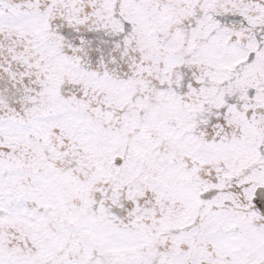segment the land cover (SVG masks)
Returning a JSON list of instances; mask_svg holds the SVG:
<instances>
[{
	"label": "snow or ice",
	"instance_id": "1",
	"mask_svg": "<svg viewBox=\"0 0 264 264\" xmlns=\"http://www.w3.org/2000/svg\"><path fill=\"white\" fill-rule=\"evenodd\" d=\"M0 264H264V0H0Z\"/></svg>",
	"mask_w": 264,
	"mask_h": 264
}]
</instances>
